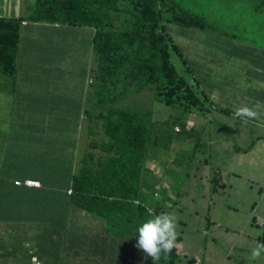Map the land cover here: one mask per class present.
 <instances>
[{
	"label": "crops",
	"instance_id": "obj_1",
	"mask_svg": "<svg viewBox=\"0 0 264 264\" xmlns=\"http://www.w3.org/2000/svg\"><path fill=\"white\" fill-rule=\"evenodd\" d=\"M22 1L24 15H31L36 0H9V10L22 14ZM7 6V0H0L2 16L11 18ZM25 33L17 76L10 79L0 74V264H16L14 253L21 254L23 247L30 246L37 255L43 242L51 248L57 234L47 232L46 224L36 217L58 214L63 204L58 191L71 188L69 184L64 186L66 177L71 181L73 175L84 174L87 167L99 172L103 162H112L113 155L119 157L113 147L106 151L100 146L105 142L98 135L103 125L91 130V121L107 111L141 105L127 89L129 84L117 90V98L107 99L111 90L106 88L96 62L93 29L29 24ZM129 68L125 60L123 69ZM29 179L41 181L42 189L15 186V181ZM110 192L112 195V189ZM30 217L35 220L31 222ZM74 228L94 243L97 231L104 229L108 243L119 247L130 237L123 222L106 218L91 216L82 227L78 223ZM100 254L97 251L87 259L95 260Z\"/></svg>",
	"mask_w": 264,
	"mask_h": 264
},
{
	"label": "clouds",
	"instance_id": "obj_2",
	"mask_svg": "<svg viewBox=\"0 0 264 264\" xmlns=\"http://www.w3.org/2000/svg\"><path fill=\"white\" fill-rule=\"evenodd\" d=\"M7 4L9 6V0H7ZM20 6L22 7V14L19 13L21 15L20 18H6L25 19L22 23V27L25 29L29 24L34 23L26 20L30 14H28V17L23 18L25 12L24 1L21 2ZM35 6L36 4H34L32 12L35 10ZM165 6L167 11H170L176 16H183L185 14L194 16L190 13L184 12L182 7L178 4L169 5L167 0ZM214 6L216 9L225 7L226 9L235 10L236 12L239 11L240 13L244 14V18L242 20H238V23L241 24L242 32L264 29V0H215ZM119 9L126 10L128 7H119ZM124 15L129 16L128 14ZM122 16L123 15H121V17ZM201 20L203 21V29L194 27L183 28L186 30L206 32V23L203 19ZM119 23L120 22H115L112 27L114 31L110 32L115 34L116 31L119 34L117 39L119 40V46H123L124 52L122 55H115V57L112 56L114 61L113 64L107 65L106 58L98 54L94 39L96 62L99 66V69H101L100 73L104 78V84L106 85V88L111 90L107 91V99L112 100L117 98V90L126 88L125 86L129 84L130 86L127 87V89L134 93L141 102V105L133 106L135 107L133 110L135 109L144 115L150 116L152 118V122L157 124L166 122L173 124L176 120H179L173 127V131L175 132V134H173L175 138H177L176 141L179 143L178 145L171 147L170 157L165 156V158H169L167 161L168 164L165 163L161 158H158V161L156 162V155L153 152L151 143L150 147H148L147 151L145 152L147 160L143 159L142 157L145 155L144 152L139 153L141 160V165L139 168H143L140 171L139 168L136 167L135 153L132 151V149H130V147H128V145H125V148L128 149V152L125 154V156H132L134 158L131 164L128 162L125 163V167H131L132 165L133 172L124 178L115 179L119 167L117 168V165L113 164L114 160L112 158V162H103V166L99 169V172H91V168L87 167L84 174L73 175L72 187L68 189V194H73V183L75 176H80V180L77 183L78 187H83L87 192L92 189H99L102 194H104L102 195L104 198H91L97 202L101 214H91L90 216L106 218L118 221L119 223L123 222V225L129 229L128 232L130 237L123 243V246L119 247L120 254L117 257L114 258L111 252L105 255L100 254L96 256L93 264H162L160 262L161 258L163 257L164 259H167L171 255L173 249L176 248V246H179L182 241V239L181 241H178L180 236H178L177 232L176 217L173 213H170L171 210L174 209L175 205L181 206V211H189L192 213L191 219L193 221L197 220V222L200 221L203 223V232L208 233L211 231L212 227L215 228L212 230L214 232L216 231L218 225L215 222H212V216L210 215L212 209L215 210L216 207V205L212 207L214 204L213 196L215 195L217 189H226L224 184H219L223 179L220 168L215 167L213 162L209 161L208 159L199 162L191 160L189 156L185 154L187 150L183 149V147H185V145L189 142H195V144H201L202 142H205L208 144L210 149L208 158L212 159V153L214 151L222 150L225 152V150H231L236 154L249 153L254 147H256L257 143L264 142V127L261 124L264 123V88L257 89L251 87L253 83L264 80V49L251 47L249 52L240 55L242 66H244V64L248 61H252L253 63L250 77L247 78L249 84V88L247 89L249 97H247L246 101L238 97L235 99L233 94L229 96L227 95V91L235 86V82L232 85L233 87L231 86L233 83L232 77L220 78L222 84L220 87V94L225 97V100L219 103L213 100L216 98H214V96L210 93V90L215 91L217 89V85L215 82L211 81V79L215 78L211 74L215 70L219 69V61L218 59L209 55L212 60L207 61L206 63L211 65V67L206 72L207 75L202 77L199 84L203 92L207 95L206 101L202 99L205 103V112L201 113L199 110H193L184 114L180 111V115L177 119L169 118L168 120L156 121L152 113L142 107V105L148 103L146 100H149V98L146 97V92L139 90L138 86H141L142 83L146 84V81L141 82L142 80L138 78V74H140V72L137 68L132 67V61L128 54V52L132 49H141V45H146V40L151 38V34L149 31L142 32L140 29H138L137 31H134L137 32V35L133 36L135 40L134 43H131L122 33L127 30L123 29ZM136 23L137 22L135 21V25ZM171 25L173 24L165 25L167 33L168 27ZM90 29L94 30V38H96V30L94 28ZM189 36L190 35L181 34L183 40ZM172 39L174 44L181 48L175 42L173 37ZM126 50L127 54L125 53ZM248 55L250 56L251 60L248 59ZM230 56V62H232L233 55L230 54ZM173 57L178 59V57L175 55ZM125 60L130 63V68L128 70L123 69ZM202 63H205V60H203ZM193 72L196 73L195 71ZM114 81H116V83ZM92 84L93 75L90 73L89 85ZM224 89H226V92H224ZM250 95L256 96L257 99H251ZM153 100L156 101L155 96ZM226 102H230L232 104V108H225ZM226 111H232V113L228 114ZM107 112L110 113L112 111ZM114 113H117V111H114ZM215 114L233 119L236 125H224L219 123L214 117ZM198 117L204 121L203 125H198L197 123L193 122V120ZM242 124H244L243 135L245 139H247L250 134L248 126H254L258 128V137L252 139L253 141L251 145L246 149L230 145L227 137V130L232 133L231 129H235L236 133L238 132L241 134ZM205 132L208 133V137L203 138V134ZM259 132H262V134L260 135ZM156 135L160 136L161 139L165 138L164 135L157 130L152 136V140ZM223 138L225 139L226 147H219L220 140ZM157 139H159V137H157ZM133 140H135V138L129 139L130 143ZM112 143L115 146H119L117 143ZM100 146L102 147L103 145L100 143ZM104 146L113 147L109 141H106V145ZM199 146H196L195 148ZM175 158H177L179 162L176 166L173 164ZM173 166L176 168L175 170L173 169ZM181 169H188L191 171L192 175L187 174V179L189 182L192 180H199L205 184L206 193L202 195V202L199 206V209L192 210L189 207L192 205V201L194 200L186 199L187 186L185 183L182 184L176 181L177 174L181 171ZM168 178L173 180L172 185L168 183ZM15 186L42 189L43 183L41 181L29 179L26 181H15ZM110 189H112V195ZM90 197H94L93 194H90ZM15 215L17 216V214ZM254 221H256V219H254ZM260 222L261 225L264 226V222L262 220ZM257 225L260 226V224ZM0 227L3 230L2 224H0ZM16 228L19 229V226ZM33 254L34 256L32 257L30 264H35V259H38L41 264H45L40 259L39 255L35 253ZM262 254H264V243H257L256 246L251 249L250 259L255 261L259 259ZM139 257L141 260H139Z\"/></svg>",
	"mask_w": 264,
	"mask_h": 264
},
{
	"label": "trees",
	"instance_id": "obj_3",
	"mask_svg": "<svg viewBox=\"0 0 264 264\" xmlns=\"http://www.w3.org/2000/svg\"><path fill=\"white\" fill-rule=\"evenodd\" d=\"M35 4V10L26 19L34 24L94 28L97 32L95 38L97 52L106 58L107 65L114 63L112 56L122 55L124 52L123 46H119L117 39L119 34L116 31L115 34L110 31H114L112 27L115 22L121 21V15L128 14L132 20L137 22L136 26H139L142 32L149 31L151 34V38L146 40L147 44L140 46L141 49H132L128 52L132 67L137 68L140 72L138 78L142 80L141 82L146 81V84L142 83L141 86H138L139 90L149 89L155 95L156 101L167 107L179 109L184 114L193 110L205 112L203 100H207V95L199 85V78L191 69L195 62L174 44L165 27V25L173 24L184 28L203 29V21L198 17L188 14L176 16L166 10V0H36ZM125 6L128 9H119V7ZM24 20L0 17V74L10 79H14L19 71L21 45L22 41L26 39L25 29L22 27ZM122 33L131 43H134L133 36L137 35V32L124 31ZM125 53L127 54V50ZM174 55L178 57L183 67L180 72L172 63ZM226 112L232 113V111ZM177 121L179 120L173 124L169 122L153 123L150 116L130 109L100 115L91 121V130L103 125V130L98 132V135L105 140V142H101V145L105 150L109 149V146H104L106 141H109L113 145V151L119 155V157L113 155L114 158H112L113 164H116L117 168L119 167L115 179H121L133 172L132 165L125 167V163L131 164L134 160L132 156H125L128 152L125 145H128L135 153L136 167L139 168L141 165L139 153L144 152L145 154L153 141L152 136L157 130L165 138L157 140L154 143L156 147H159L157 145L159 142L165 143V152L169 154L171 147L178 145L179 142L176 141L177 138L173 131ZM206 137H208L207 132L203 134V138ZM132 138L135 140L130 143L129 139ZM112 142L119 146H115ZM142 157L147 160L146 154ZM178 163V159L175 158L173 164L176 166ZM142 169L139 168V171ZM79 180L80 176H75L72 195L68 194V189L63 191L62 188L58 191V198L63 203L58 208V214L36 217L37 221L46 224L47 232L51 231L52 234H57V240L52 238L50 249L43 242L44 247H42L39 256L46 264H75L84 256L86 259H81L79 264H93L94 260L87 258L96 254L97 251L102 255L111 252L114 258L120 254L117 244L108 243L107 230L97 231L94 237L95 243L89 241L84 233L75 231V224L79 223L82 227L91 219V214H101L97 202L92 199L104 198L102 196L104 194L99 189L87 192L83 187H78ZM68 184L72 187V179L69 181L66 177L64 186ZM90 194H93L94 197H90ZM74 218L78 222L71 221ZM34 220L35 217H30L31 222ZM178 241H181V237L178 238ZM98 244H102L101 249L98 248ZM11 254L7 255L12 256ZM14 254L17 264L20 262L30 264L34 256L33 253H28L23 255V258H19L18 252ZM139 260H141L140 257ZM160 262L162 264H179V246L173 249L167 259L162 257ZM195 263L193 259L187 262V264Z\"/></svg>",
	"mask_w": 264,
	"mask_h": 264
},
{
	"label": "rangeland",
	"instance_id": "obj_4",
	"mask_svg": "<svg viewBox=\"0 0 264 264\" xmlns=\"http://www.w3.org/2000/svg\"><path fill=\"white\" fill-rule=\"evenodd\" d=\"M167 3L169 5H180L184 12L198 16L206 23V32L186 30L176 25L169 26L168 32L182 48L185 55L195 62V65L191 68L196 72V77L199 80L207 75L206 72L211 67V65L206 62L202 63V61L212 60L209 55L218 59L219 69L211 74L215 77L211 81L217 85L215 91L210 90V93L216 98L213 100L218 103L225 100V97L220 94V87L222 86L220 78L232 77L233 83L231 86L234 82L235 86L227 91V95L233 94L235 99L238 97L246 101L249 97L247 78L250 77L253 63L248 61L242 66L240 55L249 52L251 47L264 49V29L242 32L238 20H242L244 14L225 7L216 9L214 6L215 0H167ZM7 7L11 18L21 17L20 14L17 15L15 12H11L9 6ZM2 15L0 11V16ZM26 17H28V14L23 15V18ZM131 20L130 16L123 15L119 25L131 32L140 29L139 26L135 25V21ZM181 34L190 36L183 40ZM230 54L233 55L232 62H230ZM247 57L250 59L249 55ZM172 63L179 72L182 70L183 67L176 57L172 58ZM114 82L116 83V81ZM251 87L264 88V80L253 83ZM144 92H146V97L149 100H146L148 103L142 105V107L150 111L156 121L168 120L169 118L177 119L179 117V109L166 107L154 101L155 95L149 89L144 90ZM224 92H226V89H224ZM250 98L257 99L254 95H250ZM225 108H232V104L226 102ZM214 117L221 124L236 125L233 119L217 114ZM193 122L198 125L204 124V121L199 117L194 119ZM243 126L244 124L241 127V134L236 133L235 129H231L232 133L227 130V137L230 145L246 149L251 145L252 139L258 137V128L248 126L250 134L245 139ZM259 134L261 135L262 132H259ZM160 139L161 137L158 135L153 137L152 149L156 155L155 159L157 162L158 158H161L168 164L169 158H165V156L170 157L171 152L169 154L165 152V143L159 142L157 144L159 147L154 145ZM196 146L199 147L195 148ZM219 147H226L224 138L220 140ZM183 149L187 150L185 154L191 160L199 162L208 159L213 162L215 167L220 168L223 179L219 184H224L226 189H217L213 196L214 204L212 207L215 205L216 207L215 210L212 209L210 215L212 216V222L218 225L214 232L212 231L215 229L214 227L208 233L203 232V223L197 222V220L193 221L191 219L192 213L181 211V206L175 205L174 209L171 210L170 213H173L176 217L178 236L182 239L179 244V264H186L188 259L195 260L196 264H264V254L255 261L250 259L251 249L257 243H264V226L260 222L261 220L264 222V142L257 143L256 147L249 153L236 154L231 150H225V152L222 150L214 151L212 159L208 158L210 149L205 142L201 144L189 142ZM173 169L176 168L173 166ZM187 174H191V171L181 169L177 174L176 181L182 184L185 183L187 186L186 199L194 200L189 207L192 210L199 209L202 195L206 193L205 184L199 180L189 182ZM168 183L172 185L173 180L168 178ZM257 224H260V226ZM14 244L17 247L20 246L19 241L16 239ZM2 246V229L0 227V249H2ZM32 250L30 246L23 247L19 258H23V255L31 253ZM13 262L17 264L16 259Z\"/></svg>",
	"mask_w": 264,
	"mask_h": 264
},
{
	"label": "built area",
	"instance_id": "obj_5",
	"mask_svg": "<svg viewBox=\"0 0 264 264\" xmlns=\"http://www.w3.org/2000/svg\"><path fill=\"white\" fill-rule=\"evenodd\" d=\"M35 264H41L38 259H35Z\"/></svg>",
	"mask_w": 264,
	"mask_h": 264
}]
</instances>
